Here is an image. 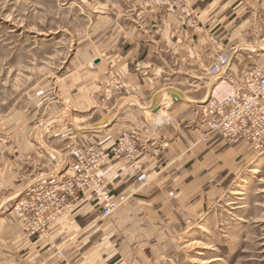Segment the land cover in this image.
I'll use <instances>...</instances> for the list:
<instances>
[{"label":"crops","instance_id":"0c3cea01","mask_svg":"<svg viewBox=\"0 0 264 264\" xmlns=\"http://www.w3.org/2000/svg\"><path fill=\"white\" fill-rule=\"evenodd\" d=\"M120 10L105 48L91 58L96 77H83L75 93L60 91L58 107L44 106L45 123L0 124V264L145 261L147 251L197 224L225 192L227 176L256 153L209 132L197 105L210 91L207 69L218 51L234 50L235 73L258 63V51L264 56V0H184L176 15L133 0ZM110 77L124 88L105 98ZM130 129L144 141L138 161L147 180L138 182L139 170L122 161L100 170L105 188L127 196L112 216H101L87 189L53 210L42 234L24 229L14 206L66 168L72 143L108 147Z\"/></svg>","mask_w":264,"mask_h":264},{"label":"rangeland","instance_id":"374dc122","mask_svg":"<svg viewBox=\"0 0 264 264\" xmlns=\"http://www.w3.org/2000/svg\"><path fill=\"white\" fill-rule=\"evenodd\" d=\"M131 1L0 0L2 127L45 123L44 106L57 104L60 91L75 93L83 77H96L91 58L105 48L114 18ZM126 16L129 21L130 11ZM263 58L258 51L254 64L264 67ZM244 162L197 224L135 264H264V148Z\"/></svg>","mask_w":264,"mask_h":264},{"label":"built area","instance_id":"2783aa9c","mask_svg":"<svg viewBox=\"0 0 264 264\" xmlns=\"http://www.w3.org/2000/svg\"><path fill=\"white\" fill-rule=\"evenodd\" d=\"M184 0H144L148 11L160 10L166 14H179ZM187 24L193 25L191 22ZM233 49H221L207 69L212 79L210 91L199 106L209 132L221 137L227 144H246L253 151L264 148V67L250 65L242 71H231ZM124 83L115 77L106 80L103 94L110 98L120 92ZM145 150L137 129L122 131L108 147L99 143L71 144L66 168L49 183L15 205L17 214L24 219V229L42 234L52 217L53 210L68 204L87 189L91 191L101 216L110 217L124 203L127 196H115L104 186L100 170L112 161H122L139 170L137 181L147 180L138 157ZM59 256L60 252L57 253Z\"/></svg>","mask_w":264,"mask_h":264}]
</instances>
